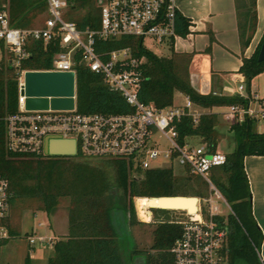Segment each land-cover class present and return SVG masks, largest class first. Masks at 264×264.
Segmentation results:
<instances>
[{"label": "trees", "instance_id": "trees-1", "mask_svg": "<svg viewBox=\"0 0 264 264\" xmlns=\"http://www.w3.org/2000/svg\"><path fill=\"white\" fill-rule=\"evenodd\" d=\"M6 4L10 20L17 26L41 25L44 20L46 0H0ZM65 17L74 20L79 27L98 24L99 0H67ZM238 36L241 48H245L255 30L256 0H235ZM38 14V15H37ZM39 14L43 17L39 20ZM190 19L177 8L175 30L179 35L189 32ZM249 56H242L238 71L244 75L247 96L239 94L199 91L192 86L187 68L170 54H158L144 46L141 38L124 35L105 41L107 48L130 44L134 53L144 56V78L138 96L144 102L157 107L174 103L176 91L190 97L205 108L249 101L250 81L264 71V59H258L260 45ZM30 54L21 66L27 69L50 67L51 58L60 49L58 41L44 43L29 39L26 43ZM208 48V47H207ZM185 69V70H184ZM77 108L80 111L114 112L129 108L118 91L109 89L96 74L84 65H77ZM17 77L12 67L0 69V174L8 180L11 195L9 205L20 209L31 205L43 214L51 212L66 197L68 204V231L52 241V252L47 264H125L122 254V237L130 234V225L137 219L134 197L156 198L159 195H202L206 184L187 170L175 173L172 166L137 168L125 159H92L77 155L50 154L46 156H20L5 147V120L7 113L17 109ZM216 113L205 110L193 122L188 115L177 123L180 134H195L217 145L215 129ZM233 147L226 151V160L211 168L210 176L230 204L232 212L225 216L228 227L227 264H263L259 255L261 230L252 212L249 181L243 165L248 154L264 156V131L256 128V119L245 116L232 121ZM153 196V197H152ZM165 217L153 220L152 241L148 247H139L135 241L129 256L142 255L143 264H173L170 247L180 235L179 223ZM15 217V214H13ZM2 219L9 235L20 233L17 221L13 224ZM15 223V225H14ZM4 240V239H3ZM2 240V241H3ZM24 264H31L29 254Z\"/></svg>", "mask_w": 264, "mask_h": 264}, {"label": "built area", "instance_id": "built-area-1", "mask_svg": "<svg viewBox=\"0 0 264 264\" xmlns=\"http://www.w3.org/2000/svg\"><path fill=\"white\" fill-rule=\"evenodd\" d=\"M67 0H46L41 25L17 26L9 16L6 4H0V69L12 67L17 77V104L5 120V147L20 156H46L52 153L51 142H71L68 147L56 149L60 155H77L92 159L120 158L127 160L133 172L137 168L160 166L180 167L200 176L206 184V193L194 195L196 209H169V221L179 223L180 235L174 239L170 251L173 264H227L229 227L225 218L232 212L229 202L210 176L211 168L226 160V152L213 147L200 136L180 134L177 123L188 115L197 122L202 111L183 93L184 101L157 107L144 102L138 89L144 78V56L134 53L130 44L107 48L105 41L124 35L145 37L169 47L179 34L175 30L176 6L173 0H99L98 24L79 27L65 17ZM29 39L44 43L58 41L60 49L54 52L51 65L41 70L71 71L73 73V105L71 107L26 108L24 73L21 66L30 54ZM148 48V46H146ZM84 65L100 75L106 86L118 91L129 105L127 110L114 112L80 111L77 108V65ZM239 84L236 94H242ZM216 93V91H213ZM247 104L227 105L226 116L241 121L245 116L264 121V97L249 94ZM50 97V95H48ZM256 100L257 105L250 104ZM52 149V148H51ZM157 158L164 163H154ZM8 180L0 174V238L9 236L2 219L9 212ZM134 197L136 214L140 219ZM227 212L224 214L223 207ZM153 206H148L149 218ZM29 251L36 242L53 241L51 236H27Z\"/></svg>", "mask_w": 264, "mask_h": 264}, {"label": "crops", "instance_id": "crops-1", "mask_svg": "<svg viewBox=\"0 0 264 264\" xmlns=\"http://www.w3.org/2000/svg\"><path fill=\"white\" fill-rule=\"evenodd\" d=\"M173 1L176 8L190 19L189 32L175 37L172 50L176 61L187 68L192 86L199 91L212 90L216 93L234 94L237 86L242 84L244 87L242 94H248L244 75L238 68L242 56H249L264 36V0H256L255 30L245 48H241L239 42L235 0ZM167 48L170 54L171 48ZM253 93L256 91L250 88L249 94ZM175 94H180L184 98L180 91H176ZM174 102L181 101L177 102L174 99ZM250 104L256 106L257 101L251 100ZM222 106H224L222 110L200 105L197 107L202 112L212 110L224 115L227 105ZM224 116L227 117L226 114ZM256 123L257 129L264 131V121ZM243 165L249 181L252 212L262 233L259 255L264 264V156L245 155ZM36 219L30 234H36V227L40 225L45 230L40 234L51 236L52 240L65 235L68 231V210L65 207H55L48 214H42ZM25 234L30 235L26 231ZM39 243L40 246L35 252L36 257L42 260L41 264H47L48 256L52 252V241ZM35 245L30 252L36 248ZM127 264H143V257L134 255Z\"/></svg>", "mask_w": 264, "mask_h": 264}, {"label": "rangeland", "instance_id": "rangeland-1", "mask_svg": "<svg viewBox=\"0 0 264 264\" xmlns=\"http://www.w3.org/2000/svg\"><path fill=\"white\" fill-rule=\"evenodd\" d=\"M38 17L40 20L43 17V15L39 14ZM144 43L146 44V46H148L150 50H152L155 53L168 54V48L164 44L156 43L154 40H152L148 36L145 37ZM250 88H252V90H255L259 97H264V71L252 77L250 81ZM174 99L177 102L184 101V98L180 94H175ZM213 107H216L219 110H222L224 108V106L222 105H216ZM223 114L225 115L226 113L223 112ZM224 115H222L221 112L216 113L217 119L215 122V129H216V135L218 139L217 145L219 149L226 152V151H229L233 147L234 140H233L232 132L229 129V126L232 120L229 119L228 117H225ZM256 128H257V123H256ZM153 162L162 164L164 163V159L157 158ZM174 172L182 173L183 170L178 166L174 168ZM190 196H194V195H190ZM65 198L66 197H61V199L59 200L60 202L57 204L56 207H62V208L65 207L67 209L68 204ZM137 203H138V199H137ZM140 204H141V210L143 212V215L147 214V216H149V213H147L146 207H144L143 205L144 204L143 201H141ZM222 207H223V212L225 214L227 212V209L225 206H222ZM156 208L157 207L151 208L152 216L149 219H145L143 216H142L143 219H140L138 215L136 214L137 219L140 220L141 222H135L132 225H130L129 228H130L131 235L125 233L124 236L122 237L123 246L121 250H122L124 262L126 264L129 263L131 259V257L129 256V252L133 244V241H135V243L139 247H148L150 245L152 241L151 231L154 226L153 220L155 218L161 219L165 217L164 211L160 209H156ZM167 210L169 211V209ZM13 214H15V217L13 216ZM42 214H43L42 211L36 210L35 207L31 205H27L20 209L18 208L16 210L11 208V206L9 205V212H8L7 219H6L7 226H9L8 224L12 225L13 224L12 221L13 219H15L14 221H17L16 226H19L20 233L18 235H9L6 238H0V264H24V258L27 254H29L32 264H41L42 260L36 257L37 253L35 254V252L38 250L40 246V243L36 242L37 243L35 245L36 248L32 250V252H30L25 231L27 232V234L28 233L30 234V230H31V227L33 226V222L37 220L36 218H38V216H41ZM36 228H37L36 234L45 232V230L43 229L41 225L37 226ZM236 264H244V263L236 262Z\"/></svg>", "mask_w": 264, "mask_h": 264}, {"label": "water", "instance_id": "water-1", "mask_svg": "<svg viewBox=\"0 0 264 264\" xmlns=\"http://www.w3.org/2000/svg\"><path fill=\"white\" fill-rule=\"evenodd\" d=\"M258 59H264V39L260 45ZM73 73L71 71L26 70L24 73V93L26 108L71 107L73 105ZM50 95V97H48ZM52 153L58 154L56 149ZM72 144L68 150H72ZM153 197V196H152ZM158 197H195L188 195H159ZM196 198V197H195ZM197 200V199H196Z\"/></svg>", "mask_w": 264, "mask_h": 264}, {"label": "bare ground", "instance_id": "bare-ground-1", "mask_svg": "<svg viewBox=\"0 0 264 264\" xmlns=\"http://www.w3.org/2000/svg\"><path fill=\"white\" fill-rule=\"evenodd\" d=\"M52 149H60L63 147H68L71 145V142H51ZM138 203V212L140 216H143L147 219L149 216L143 215L141 210L140 202L143 201L144 207L147 209V213H149L148 206L153 207H161V208H187L189 211L193 212L196 209V198L195 197H156V198H137Z\"/></svg>", "mask_w": 264, "mask_h": 264}]
</instances>
